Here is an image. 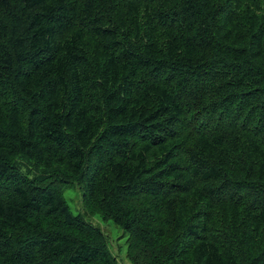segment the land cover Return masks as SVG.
Listing matches in <instances>:
<instances>
[{
  "label": "trees",
  "instance_id": "1",
  "mask_svg": "<svg viewBox=\"0 0 264 264\" xmlns=\"http://www.w3.org/2000/svg\"><path fill=\"white\" fill-rule=\"evenodd\" d=\"M264 264V0H0V264Z\"/></svg>",
  "mask_w": 264,
  "mask_h": 264
},
{
  "label": "rangeland",
  "instance_id": "2",
  "mask_svg": "<svg viewBox=\"0 0 264 264\" xmlns=\"http://www.w3.org/2000/svg\"><path fill=\"white\" fill-rule=\"evenodd\" d=\"M78 185L79 184H71V186L65 189V197L72 211L76 214H84L88 221L92 222L104 232L109 252L116 258L117 263L133 264L128 257V234L112 219H105L99 212L92 213L93 211H90L84 205L81 188H79Z\"/></svg>",
  "mask_w": 264,
  "mask_h": 264
}]
</instances>
